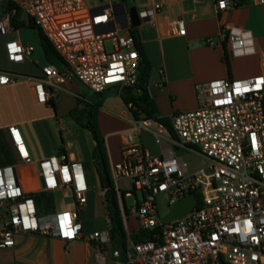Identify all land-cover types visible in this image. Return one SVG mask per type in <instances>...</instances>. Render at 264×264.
Instances as JSON below:
<instances>
[{
	"label": "built area",
	"instance_id": "built-area-1",
	"mask_svg": "<svg viewBox=\"0 0 264 264\" xmlns=\"http://www.w3.org/2000/svg\"><path fill=\"white\" fill-rule=\"evenodd\" d=\"M220 13L236 9L240 0H213ZM95 0H0V36L15 32L23 13L38 27L61 57L64 66L49 65L35 79L39 102L47 103L67 80L76 79L96 94L136 88L141 58L131 34L123 27L121 8L96 6ZM160 4L139 12L153 23ZM144 23V22H143ZM172 33L186 35L183 21ZM227 55L238 58L255 52L252 34L233 24L222 28ZM10 62L29 59L34 47L19 41L6 44ZM18 76L0 72V87ZM198 109L175 112L167 127L159 120L133 117L120 133L121 159L111 165L125 227L130 218L149 239L134 242L128 235L126 263L111 248L109 230L86 239L95 245V264H264V76L246 80H213L196 85ZM22 160L30 162L19 130L10 129ZM149 135L161 147L153 155L139 142ZM199 149V153L191 149ZM194 152L207 160L195 171L177 156ZM46 191L68 189L77 209L41 219L33 196L18 184L13 168L0 171V249L13 248L19 235L57 238L67 243L84 239L79 210L87 204L88 185L82 165L63 152L40 162ZM128 180L123 195L119 182ZM132 189V192L130 191ZM141 192L143 200L128 211L125 198ZM200 202L182 219L166 224L157 198L164 195L169 210L186 196ZM196 197V196H195Z\"/></svg>",
	"mask_w": 264,
	"mask_h": 264
},
{
	"label": "crops",
	"instance_id": "crops-1",
	"mask_svg": "<svg viewBox=\"0 0 264 264\" xmlns=\"http://www.w3.org/2000/svg\"><path fill=\"white\" fill-rule=\"evenodd\" d=\"M3 1L9 3L11 0ZM133 3L139 12L151 9L157 4L162 6L155 22H146L139 27L141 42L152 66L149 92L155 101L159 117L170 119L175 112L198 109V84L213 80H246L264 76V0H240L236 9L226 13H220L213 0H133ZM125 6L128 10V5ZM176 21L184 22L186 35L172 33L171 26ZM16 24L15 32L11 33L15 38L10 41L23 44L18 37V31L21 27H29L31 23L20 13ZM226 24L249 31L255 44L253 54L229 57L231 71L225 62L227 41L222 35V28ZM37 35L41 51L36 49L35 44H27L34 47L30 58L37 66V73L33 77L20 76L15 83L0 87V171L15 169L18 184L28 195H53L52 212L44 213L36 204L39 217L47 220L60 212L55 207V191L45 190L40 162L63 152L82 165V155L74 150L72 142L67 141V129L62 127V123L65 118L70 117L78 99L90 103L97 100V95L94 93L96 99L88 98L80 89L81 83L71 79L56 90L55 96L49 102H39L34 87L35 79L41 78L43 68L52 64L46 59L38 32ZM8 42L5 43V51ZM111 91L118 93L117 89H109L103 93L104 96ZM118 98L120 105L112 108V111L108 110L107 103L113 99L108 98L98 112V124L105 139L110 168L121 159L120 133L131 128L133 119L129 107L120 96ZM72 120L71 118L69 124H74L72 122L75 121ZM75 126L80 127L76 122ZM11 128L19 130L30 162L22 160L11 136ZM58 130L61 132L62 146L56 137ZM143 137L144 135L140 139L142 146L151 152ZM47 142H52L49 150L45 149ZM38 143L43 144V150L38 149ZM153 155H162L161 147L159 154ZM129 188L130 182L125 188L126 192ZM120 191L123 195L126 193L121 187ZM85 207L86 205L79 210L83 240L67 243L57 238L19 235L15 247L0 249V264H95L97 247L87 243L86 239L100 231L92 233L85 227L82 218ZM76 209L77 207L73 210ZM125 230L132 239L140 234L135 219L132 226L128 223Z\"/></svg>",
	"mask_w": 264,
	"mask_h": 264
},
{
	"label": "rangeland",
	"instance_id": "rangeland-1",
	"mask_svg": "<svg viewBox=\"0 0 264 264\" xmlns=\"http://www.w3.org/2000/svg\"><path fill=\"white\" fill-rule=\"evenodd\" d=\"M122 3L121 0H95L96 6L103 5H116ZM127 5L130 8L134 7L133 0H128ZM18 37L23 42L24 45L27 44H35L36 49L41 51V47L39 44V38L36 30L24 26L19 29ZM17 37V38H18ZM15 36L13 34H8L6 36H0V71L6 72L9 74H13L15 76H31L37 73V66L31 62V58L27 59L23 63L15 64L9 61L6 51L4 49L5 43L13 40ZM80 89L82 93L90 99H96L95 94L89 90L86 86L80 84ZM119 95L115 91H111L106 94L105 99L112 98L113 100H109L107 103V108L109 111H112V108L120 105ZM105 102V101H103ZM115 111V109H114ZM70 117L65 118L62 123V127L67 129V141L72 142L74 145V150L76 152H80L82 155V165L83 172L87 178L88 184V193L87 199L88 203L86 204L85 211L82 213V218L85 223V227L90 231H100L105 232L110 228V222L107 216L106 204L103 196V189L101 187V183L99 181L98 175L96 173L93 161H92V152L95 148L94 139L91 134L83 128L75 126L74 124H69ZM73 121V120H72ZM57 139L59 140L60 146H62L61 142V132L59 130L56 134ZM148 137V138H145ZM52 141V140H51ZM143 141L148 143L151 148L152 154H159L160 147L155 143L154 139L149 135H144ZM141 143V140H139ZM52 142L45 143V149L49 150L50 144ZM38 149L43 150V144H37ZM194 151L199 153V149L195 147H191ZM177 156L189 165L191 171H195L204 167L207 164V160L200 156L197 153L190 152L187 150L179 149L177 150ZM122 191L126 192L125 188L129 186V182L123 180L119 183ZM132 192V189L130 190ZM133 193V192H132ZM143 200V195L141 192H136V196H132L129 198H125V202L128 208V211H131L132 207L136 206V201L141 203ZM157 204L159 206V211L161 215H166L170 210L167 205V199L164 195H161L157 198ZM55 207L57 212H62L66 210H73L76 208L75 200L73 198V194L70 190H57L55 191ZM133 218H130L129 224L132 226Z\"/></svg>",
	"mask_w": 264,
	"mask_h": 264
},
{
	"label": "trees",
	"instance_id": "trees-1",
	"mask_svg": "<svg viewBox=\"0 0 264 264\" xmlns=\"http://www.w3.org/2000/svg\"><path fill=\"white\" fill-rule=\"evenodd\" d=\"M127 4L128 0H121ZM14 26H17L14 21ZM30 28L36 30L40 36L42 48L44 50L46 59L52 65L62 68L64 65L61 57L56 53L49 41L43 36L40 29L33 23L29 25ZM131 34L135 39L136 47L138 49L141 62L140 74L136 88L129 89L128 91H118V95L123 100L124 104L129 107L133 117L138 118L140 115L148 118L159 120L161 123L169 127L170 119L159 117L157 107L154 99L149 92V84L152 73V66L146 52L144 50L141 38L139 35V28H132ZM225 62L228 70L231 71V65L227 53H225ZM97 100L86 103L83 100H77V106L70 112V117L83 129H86L92 135L95 141V148L92 153V161L98 175L101 187L104 191V200L106 204L107 216L110 222L109 235L111 239V248L120 252L119 261L126 263V244L128 240L127 232L125 230L124 222L121 216V210L118 202V195L115 190L114 182L112 180L111 168L105 139L101 134L98 124V112L105 99L104 94H96ZM82 106V107H81ZM105 178L111 181V188L107 189L105 185ZM36 201L40 211L50 213L54 208V198L51 193H41L31 195ZM196 199L200 202L199 194L195 193ZM151 231H141L138 236L133 237L134 242H143L149 239Z\"/></svg>",
	"mask_w": 264,
	"mask_h": 264
},
{
	"label": "water",
	"instance_id": "water-1",
	"mask_svg": "<svg viewBox=\"0 0 264 264\" xmlns=\"http://www.w3.org/2000/svg\"><path fill=\"white\" fill-rule=\"evenodd\" d=\"M113 8H121L123 12V27L127 29L129 27V22L132 28H139L142 26L143 22L146 23L148 19H144L143 22L140 19L139 11L136 7H132L130 9H126L125 3H120L116 5H112ZM129 89H125L128 91ZM15 175L16 171L13 169ZM105 185L107 189L111 188V181L109 178H105ZM45 187V185H44ZM198 201L194 195L186 196L177 202L171 210L162 218V223L166 224L168 222L179 220L187 216L189 213L193 211V209L197 206Z\"/></svg>",
	"mask_w": 264,
	"mask_h": 264
}]
</instances>
